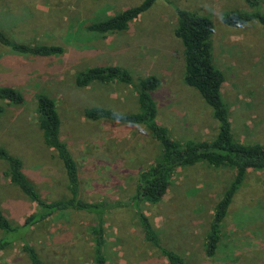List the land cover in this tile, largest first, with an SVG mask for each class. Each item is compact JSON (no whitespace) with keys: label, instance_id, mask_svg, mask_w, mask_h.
I'll list each match as a JSON object with an SVG mask.
<instances>
[{"label":"rangeland","instance_id":"obj_1","mask_svg":"<svg viewBox=\"0 0 264 264\" xmlns=\"http://www.w3.org/2000/svg\"><path fill=\"white\" fill-rule=\"evenodd\" d=\"M142 0H0V30L16 43L61 46L58 57L18 55L0 45V85L20 91L25 102H0V147L18 157L27 178L45 201L68 197L67 180L56 154L37 126L36 96L55 102L60 138L79 172L80 196L112 205L104 217L106 264H166L143 240L130 205L137 175L157 156L158 146L145 130L91 122L84 110L98 106L122 113L137 111L136 93L124 84L74 85L79 71L119 65L134 81L155 75L157 122L175 140H210L217 123L198 92L183 82L182 47L174 36L176 8L210 18L212 56L223 73L222 97L230 111L232 133L245 144H264V30L252 25L229 30L221 23L228 11L247 9L244 0H160L122 33L94 34L86 27ZM264 11V0H261ZM0 160V207L13 226L34 212L30 202L4 175ZM234 171L204 164L178 169L161 203L140 205L161 243L186 264H264L263 172L249 170L236 191L212 258L204 255L213 208L233 181ZM114 206V207H113ZM93 216L55 215L30 230V243L48 264H94L90 228ZM3 232L0 231V237ZM0 264H30L15 244L0 253Z\"/></svg>","mask_w":264,"mask_h":264},{"label":"trees","instance_id":"obj_2","mask_svg":"<svg viewBox=\"0 0 264 264\" xmlns=\"http://www.w3.org/2000/svg\"><path fill=\"white\" fill-rule=\"evenodd\" d=\"M158 1L160 0H142L137 6L111 17L97 19L86 29L99 35L126 32ZM244 3L247 9L226 12L221 18V23L229 30L240 31L254 24L264 30V11L261 0H244ZM175 12L176 25L173 33L182 47L183 82L196 90L211 110L212 118L217 123L216 133L212 139L181 142L172 138L168 130L157 122L158 109L153 94L159 89L161 82L155 75H148L134 81L132 74L119 65H97L76 73L74 85L84 89L92 84L118 83L134 88L136 112L122 113L109 108L93 106L84 110V117L91 122H107L119 126L141 128L146 131L150 140L156 143L158 154L144 170L138 173L130 205L138 218L144 242L157 256L162 258L166 264H186L178 253L161 243L140 205L161 203L178 169L204 164L215 169L234 171L233 181L223 191L213 208L205 236L204 255L212 258L221 240L223 221L236 191L242 185L249 170L263 172L262 204L264 209V144L241 143L233 136L230 111L221 93L224 75L215 66L212 56L211 39L214 31L212 20L185 9L176 8ZM0 45L15 54L37 58L58 57L64 53L63 48L57 45L29 46L16 43L1 30ZM0 102L20 105L25 102V98L17 89L9 85H0ZM35 109L37 126L43 143L56 154L64 170L68 197L53 201L42 199L35 185L25 175L22 161L0 147V160L6 164L4 175L37 207L20 226H13L0 207V231L3 232V236L0 237V253L19 244L30 264H48L41 259L30 243L28 237L30 230L49 221L57 214L77 212L94 217L96 225L90 228L94 243V264H106L103 223L112 205L106 202H88L81 198L78 167L67 145L60 138L61 122L53 99L45 94H38ZM3 111V107L0 106V114Z\"/></svg>","mask_w":264,"mask_h":264}]
</instances>
